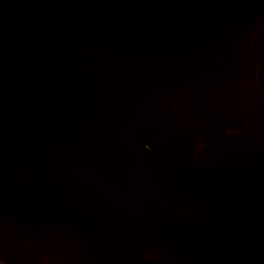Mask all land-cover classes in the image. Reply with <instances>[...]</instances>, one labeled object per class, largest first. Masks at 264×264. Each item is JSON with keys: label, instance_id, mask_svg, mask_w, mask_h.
Masks as SVG:
<instances>
[{"label": "water", "instance_id": "obj_1", "mask_svg": "<svg viewBox=\"0 0 264 264\" xmlns=\"http://www.w3.org/2000/svg\"><path fill=\"white\" fill-rule=\"evenodd\" d=\"M256 49L264 0H0L5 256L264 264Z\"/></svg>", "mask_w": 264, "mask_h": 264}, {"label": "rangeland", "instance_id": "obj_2", "mask_svg": "<svg viewBox=\"0 0 264 264\" xmlns=\"http://www.w3.org/2000/svg\"><path fill=\"white\" fill-rule=\"evenodd\" d=\"M65 234H60V236H63ZM55 236V235H54ZM44 236H40V238L36 241H34L37 238H34L32 240H19V241H15L12 243V247L14 248V252L12 250V248H7L5 250L6 255H12L8 258L5 256L3 247H0V264H6V262H8L9 260V264H49L47 259H43L45 256V252L41 253L38 255L37 258V251L42 249V245H46L47 244V240H43ZM52 237V236H49ZM49 237H47V239H49ZM68 235L65 237H60V240H62L61 245H63L64 247H66V242L68 241ZM32 241H34L32 243V246L28 251H26V248L30 247V245H22V244H29ZM42 241V242H41ZM41 242V243H39ZM39 243V244H38ZM22 245V246H21ZM36 246V247H35ZM22 248V257L21 258V249ZM16 253V255H15ZM62 254V250H59L57 256H56V264H65L66 263V259L69 258V254L66 255V259H64V256L61 255ZM22 259V261H21ZM21 261V262H20Z\"/></svg>", "mask_w": 264, "mask_h": 264}, {"label": "flooded vegetation", "instance_id": "obj_3", "mask_svg": "<svg viewBox=\"0 0 264 264\" xmlns=\"http://www.w3.org/2000/svg\"><path fill=\"white\" fill-rule=\"evenodd\" d=\"M257 54H262L264 56V54L259 51L258 49L255 50ZM255 51L253 50V54L252 56L249 58V60L243 65V67L241 68V73H243V75L245 77H247L248 79L254 81L257 83L258 85V88H259V92H258V96H259V99H258V102H263L264 101V97H263V94H264V89H263V86L261 84V81L258 77V70L261 66H264V58L262 56H258L256 55ZM260 76L262 77V79L264 80V67H261L260 68ZM247 113L244 115V121L246 122L247 121V118L251 112V110H247L246 111ZM232 114V113H231ZM238 130L237 129H228L226 130V132H237ZM202 145V143H200V146ZM46 228H43V229H39V232L38 234L36 235H33L31 238L29 239H26L27 241L28 240H32L34 238H37L41 235V233L45 230ZM49 230H52V231H55V229H49ZM48 233L49 236H54L53 233L51 232H48V231H44L42 233L41 236H45L46 234ZM68 233V231H65V232H60V231H57V234L60 235V234H66Z\"/></svg>", "mask_w": 264, "mask_h": 264}]
</instances>
